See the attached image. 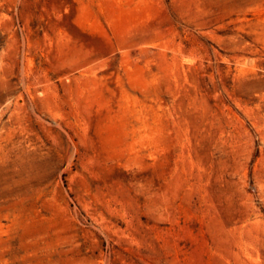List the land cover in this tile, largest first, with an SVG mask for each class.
<instances>
[{
  "label": "rangeland",
  "instance_id": "374dc122",
  "mask_svg": "<svg viewBox=\"0 0 264 264\" xmlns=\"http://www.w3.org/2000/svg\"><path fill=\"white\" fill-rule=\"evenodd\" d=\"M0 264H264V0H0Z\"/></svg>",
  "mask_w": 264,
  "mask_h": 264
}]
</instances>
